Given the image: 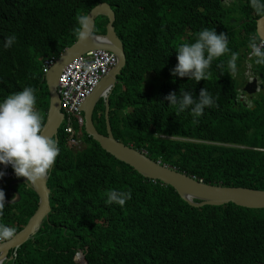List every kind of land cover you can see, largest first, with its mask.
<instances>
[{
  "label": "trees",
  "instance_id": "obj_1",
  "mask_svg": "<svg viewBox=\"0 0 264 264\" xmlns=\"http://www.w3.org/2000/svg\"><path fill=\"white\" fill-rule=\"evenodd\" d=\"M100 3L114 12L113 27L126 57L108 100L114 139L205 184L263 192L264 65L251 64L262 86L249 97L253 110L237 101L247 41L258 40L260 17L248 1L240 5L246 20L238 26L236 8L227 7L224 14L221 0H0V100L34 87L44 123L49 97L43 61L58 58L76 41L77 17ZM231 15L234 21L224 30L229 52L213 61L211 77L195 83L171 76L175 49ZM105 25L99 18L94 34L103 35ZM13 34L15 44L4 49L5 38ZM233 52L236 74H220L216 65L226 64ZM201 88L213 95L215 106L205 108L197 123L188 110L175 114L163 100L169 92L193 89L195 96ZM104 115L101 100L92 122L106 135ZM75 129L82 132L85 148L70 152L60 129V152L47 179V220L3 264H264V209L191 207L170 186L143 178L103 151L83 126L76 123ZM11 174L10 180L0 177L5 196L0 223L18 233L36 211L38 196L27 184L9 186L21 178ZM110 189L130 191L131 198L122 207L106 205Z\"/></svg>",
  "mask_w": 264,
  "mask_h": 264
},
{
  "label": "clouds",
  "instance_id": "obj_2",
  "mask_svg": "<svg viewBox=\"0 0 264 264\" xmlns=\"http://www.w3.org/2000/svg\"><path fill=\"white\" fill-rule=\"evenodd\" d=\"M247 1L249 7L254 10L257 16L264 18V0H229L226 2H221L224 14L228 13V11H225L227 7L234 6L236 8L237 15H235L238 19V26L242 25L244 23V20H246L244 16L240 14V5L245 4ZM224 14H220L219 17H223ZM220 20L222 22L217 25V29L214 30V28H203L198 32L194 42L182 43L175 49L177 62L175 66L170 69L171 76L179 78L186 77L187 80H192L195 83L201 80H208L211 77L212 73L210 71V68L213 61L219 60L224 54L229 52L228 37H226V34L224 32V30L226 29L225 23H233L234 21L232 19V15L228 18H221ZM89 23L90 20L88 15H81L77 17L78 28L76 29V36L78 39L83 40L87 38L88 35H90V33L86 31ZM94 32L92 33V35H97L94 34ZM15 42L16 36L14 34L10 35L5 38L3 48L8 49L13 44H15ZM247 43L248 54L246 55L245 59L240 62V64L248 63V71L251 75L248 78L243 77L244 85L237 92V101L242 103L246 107H250L253 110L254 106L248 100L249 97L256 95L260 92L261 88L259 87L261 86V83L260 79L252 74L251 64L253 63L258 66L264 65V42L260 39L256 40L255 38H250ZM58 58L51 59H54L55 62H57ZM237 58L238 54L233 52L231 53L230 58L227 59L226 64L218 63L216 66L217 68L221 69L220 74L223 75L224 70H227L232 75H235L237 72ZM47 60L43 61L44 75L49 69L48 68L46 71H44V62ZM249 81L250 83L252 81L256 86L255 93L253 94H246L243 91L244 86L249 83ZM163 100H166L168 102V105H172L174 107L175 114L183 113L188 110L193 118V123L198 122V118L202 116L205 108H211L215 106V98L205 88H201L199 90L198 95L195 96L193 95V89L191 91H183L179 95H177V92H169L163 97ZM36 103L37 90L32 86H25L22 90L12 93L5 97L3 100H0V177H3L6 180H10L12 179L11 171H13L15 177L25 178V182L27 183L23 184H27L29 187H31L32 184H35L38 181H43L46 177L48 179L49 172L55 164L56 158L60 152V148L58 146V134L61 128L63 129V133L67 136L65 145L67 148L70 149V152L78 153L85 148L82 139V132H78L75 129L76 123L79 127L83 126V114L81 111V107L78 109L77 114L70 115L69 117H67V115L64 114V112L61 110L60 104V112L63 115V121L59 126V130L57 131L56 142L51 136H46L43 134V117L41 113L36 110ZM237 147L240 149L263 151V149L255 147L238 145ZM140 152L143 153L146 157H148L144 151ZM168 167L172 168L170 166ZM187 177L196 180L193 177ZM21 178L19 180H21ZM19 180H12L10 181V183ZM196 181L204 183L201 180ZM12 185L9 184V186ZM16 198L13 202L19 201V199L18 201H16ZM130 198V191H119L116 189H110L106 193L105 204H116L122 207ZM4 209L5 196L3 190H0V216L4 214ZM15 233V227H10L5 223H0V243H4L11 240L14 237ZM11 252L12 251H10L9 254ZM9 254L7 257H11L9 256ZM13 254H15V251L13 252Z\"/></svg>",
  "mask_w": 264,
  "mask_h": 264
},
{
  "label": "water",
  "instance_id": "obj_3",
  "mask_svg": "<svg viewBox=\"0 0 264 264\" xmlns=\"http://www.w3.org/2000/svg\"><path fill=\"white\" fill-rule=\"evenodd\" d=\"M87 15L90 23L86 31L90 33V35L83 40L77 38L70 47L63 51L57 62H55L44 75L49 95V105L44 122L43 134L51 136L57 142V131L63 121V115L60 112V101L56 94V89L63 68L72 60L77 59L89 51L104 50L114 53L118 59L117 65L101 79L99 84L81 106L85 134L97 142L102 150L113 156L117 161L131 167L143 178L158 181L164 185L170 186L177 193L179 198L191 207L201 208L203 206L214 207L233 204L245 209H264V191L261 192L244 188H221L198 182L168 166L152 161L140 151L114 139L108 120V100L117 84V78L120 76L126 64L124 47L121 40L116 36L113 27L115 15L106 3L96 5ZM98 18L105 19V32L103 35H92L95 29V22ZM256 36L264 42V18L262 17L256 20ZM94 38L102 39V42L95 44L91 41ZM259 88H262V86ZM255 90L256 86L253 82L247 83L243 88L246 94H253ZM101 100L104 104L106 135L98 133L92 122L94 108ZM46 179L47 177L43 181H38L31 185L33 191L38 196V207L28 220L26 226L20 232L15 234L11 240L0 243V264L9 261L10 258L7 257L9 252L16 251L29 238L34 236L42 221L47 220L50 212V191L46 185ZM14 183L23 184L27 182H25V178L22 177L21 180L12 182L10 185ZM15 194L17 196L16 201H18L19 196L17 193Z\"/></svg>",
  "mask_w": 264,
  "mask_h": 264
},
{
  "label": "built area",
  "instance_id": "obj_4",
  "mask_svg": "<svg viewBox=\"0 0 264 264\" xmlns=\"http://www.w3.org/2000/svg\"><path fill=\"white\" fill-rule=\"evenodd\" d=\"M114 53L104 50L89 51L69 62L61 71L57 94L61 110L69 117L78 113L85 99L93 92L101 79L117 65ZM54 59L44 62V71L52 67Z\"/></svg>",
  "mask_w": 264,
  "mask_h": 264
},
{
  "label": "rangeland",
  "instance_id": "obj_5",
  "mask_svg": "<svg viewBox=\"0 0 264 264\" xmlns=\"http://www.w3.org/2000/svg\"><path fill=\"white\" fill-rule=\"evenodd\" d=\"M226 1H229V0H221V2H226ZM103 22H104V20H102ZM214 28V30L215 29H217V26L216 27H213ZM97 33H99V32H97ZM242 65V70H243V74H242V76L244 77V78H248V77H250V72L248 71L249 70V64L248 63H242L241 64ZM252 82V81H251ZM249 83H250V81H249ZM148 90H151V87L149 86L148 87ZM11 254H13V251L11 252ZM10 255V254H9ZM10 258V260L12 259L11 257H9Z\"/></svg>",
  "mask_w": 264,
  "mask_h": 264
},
{
  "label": "bare ground",
  "instance_id": "obj_6",
  "mask_svg": "<svg viewBox=\"0 0 264 264\" xmlns=\"http://www.w3.org/2000/svg\"><path fill=\"white\" fill-rule=\"evenodd\" d=\"M91 41L94 42L95 44H99V43L102 42V39L94 38V39H92ZM54 64H55V63H54ZM49 68H51V67H49Z\"/></svg>",
  "mask_w": 264,
  "mask_h": 264
}]
</instances>
